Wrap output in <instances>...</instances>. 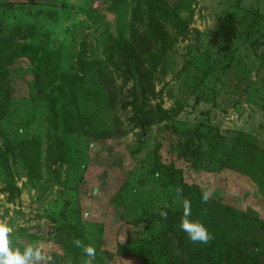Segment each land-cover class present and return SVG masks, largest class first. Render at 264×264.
Segmentation results:
<instances>
[{
    "label": "rangeland",
    "instance_id": "374dc122",
    "mask_svg": "<svg viewBox=\"0 0 264 264\" xmlns=\"http://www.w3.org/2000/svg\"><path fill=\"white\" fill-rule=\"evenodd\" d=\"M44 57L50 99L32 79ZM191 186L227 234L264 221V0H0L10 248L86 264L78 239L94 264H190L209 243L179 227L184 200L202 222Z\"/></svg>",
    "mask_w": 264,
    "mask_h": 264
},
{
    "label": "trees",
    "instance_id": "16d2710c",
    "mask_svg": "<svg viewBox=\"0 0 264 264\" xmlns=\"http://www.w3.org/2000/svg\"><path fill=\"white\" fill-rule=\"evenodd\" d=\"M33 83L37 88L36 94L50 99L45 88L54 82V60L44 57L39 60L32 75ZM164 111H160V120H163ZM198 140L195 139V143ZM198 145H196L197 149ZM166 170V169H165ZM164 170V171H165ZM196 197V218H199L210 233L211 239L204 250L195 252L191 256L190 264H264V221L257 218L234 216L229 227V233L224 232L220 225L214 223L207 213L201 210V193L195 186L190 189ZM238 222H243L239 225ZM248 231L247 238H239V234ZM148 251L155 253L150 246ZM164 264H180L179 261H167Z\"/></svg>",
    "mask_w": 264,
    "mask_h": 264
},
{
    "label": "clouds",
    "instance_id": "9594fccd",
    "mask_svg": "<svg viewBox=\"0 0 264 264\" xmlns=\"http://www.w3.org/2000/svg\"><path fill=\"white\" fill-rule=\"evenodd\" d=\"M203 202L208 201V194L203 193L201 196ZM161 217L167 218V211L159 213ZM180 230L187 234V238L195 243H207L210 239V233L205 225L197 219L192 218L191 203L188 200L183 201V210L179 222ZM11 229L3 223H0V264H39L40 261L47 260L53 264L52 256H45L39 247L29 244L23 251L19 248L9 247V233ZM76 247H82L86 255V264H94L96 249L92 246L81 245L80 240H74Z\"/></svg>",
    "mask_w": 264,
    "mask_h": 264
},
{
    "label": "water",
    "instance_id": "95a60500",
    "mask_svg": "<svg viewBox=\"0 0 264 264\" xmlns=\"http://www.w3.org/2000/svg\"><path fill=\"white\" fill-rule=\"evenodd\" d=\"M110 17H111V16H110ZM111 18H112V17H111ZM45 227H46V224H44V226H43V228H42V229L44 230V229H45Z\"/></svg>",
    "mask_w": 264,
    "mask_h": 264
}]
</instances>
